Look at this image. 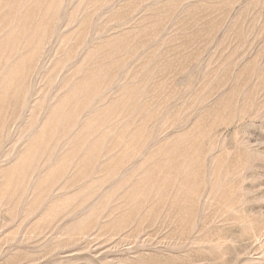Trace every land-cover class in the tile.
I'll return each instance as SVG.
<instances>
[{
    "label": "rangeland",
    "instance_id": "obj_1",
    "mask_svg": "<svg viewBox=\"0 0 264 264\" xmlns=\"http://www.w3.org/2000/svg\"><path fill=\"white\" fill-rule=\"evenodd\" d=\"M0 264H264V0H0Z\"/></svg>",
    "mask_w": 264,
    "mask_h": 264
}]
</instances>
